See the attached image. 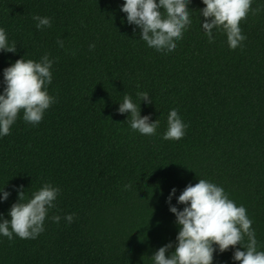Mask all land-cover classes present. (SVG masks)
Returning <instances> with one entry per match:
<instances>
[{
    "label": "trees",
    "instance_id": "1",
    "mask_svg": "<svg viewBox=\"0 0 264 264\" xmlns=\"http://www.w3.org/2000/svg\"><path fill=\"white\" fill-rule=\"evenodd\" d=\"M123 3L0 0V28L17 44L15 54L0 52V94L4 69L48 54L47 90L55 98L39 125L21 111L11 134L0 137V190L11 193L0 215L10 221L21 187L25 202L45 183L60 189L36 239L0 234V264H153L160 247L172 243L171 254L177 243L171 190V206L182 211L179 195L199 179L247 209L264 251V0H253L261 10L241 21L246 39L235 50L216 29L209 43L205 5L191 0V24L173 52L148 47ZM34 15L50 17L52 26L37 30ZM125 95L141 117L159 120L155 135L133 131L130 114L118 113ZM172 109L187 125L179 141L162 138ZM234 251L217 249L213 264H239Z\"/></svg>",
    "mask_w": 264,
    "mask_h": 264
},
{
    "label": "clouds",
    "instance_id": "2",
    "mask_svg": "<svg viewBox=\"0 0 264 264\" xmlns=\"http://www.w3.org/2000/svg\"><path fill=\"white\" fill-rule=\"evenodd\" d=\"M253 0H202L205 7L200 10L204 18L202 29L209 43L214 42L213 30L226 34L231 50L240 47L246 37L242 34L240 23L246 20L249 12L256 15L261 9L252 8ZM191 0H124L121 11L126 14L127 23L141 30V39L147 46L159 52L175 51L176 41L183 38L184 32L191 24L189 4ZM163 10V11H162ZM36 29L50 28V17L34 15ZM63 47V41H57ZM95 45H90L94 49ZM17 44L9 43L6 31L0 28V52L15 54ZM54 61L48 54L39 62L21 58L10 67L4 69V89L0 94V137L11 134V128L21 111L23 120L37 126L44 113L55 103V98L49 95L47 86L52 83L51 68ZM137 97L149 104L152 101L147 92H138ZM118 113L130 114V127L141 135L156 134L159 120L150 122L149 116L141 117L140 105L133 102L132 97L125 95L119 103ZM187 125L182 121L176 109L169 112L167 130L164 140L179 141L185 135ZM131 185H125L130 188ZM18 202L14 203L8 215L10 221L0 215V234L13 239V235L21 239H36L44 232V222L50 209L60 193L58 187L45 183L42 188L32 194L25 202V190L17 189ZM173 188L168 197L170 212L175 215L179 232L176 237L174 251L169 254L173 244L160 247L151 257L153 264H213L217 249L220 253L235 249L233 260L239 264H264V251L257 250L255 231L252 219L244 206H237L229 198L225 190L205 179H199L195 185L189 184L179 195L177 203L184 205L183 210L171 206L175 195ZM11 193L0 190V202L7 201ZM61 217H52L54 223H59ZM64 219L71 224L73 214ZM247 237V243L242 242ZM239 246V247H237ZM243 248V250H240Z\"/></svg>",
    "mask_w": 264,
    "mask_h": 264
}]
</instances>
